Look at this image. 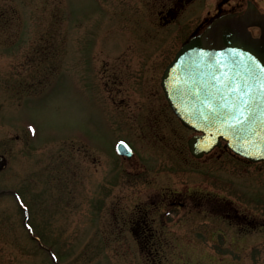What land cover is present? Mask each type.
I'll return each mask as SVG.
<instances>
[{
  "label": "rangeland",
  "instance_id": "1",
  "mask_svg": "<svg viewBox=\"0 0 264 264\" xmlns=\"http://www.w3.org/2000/svg\"><path fill=\"white\" fill-rule=\"evenodd\" d=\"M141 13L146 33L136 19ZM151 22L149 0H0V264H244L218 249L206 230L189 241L174 223L162 246L139 247L103 201L105 195L140 199L144 193L137 190L150 174L140 169L134 175L108 158L118 130L99 112L88 113L87 90L125 106L129 119L162 97V68L181 42L161 44ZM142 68L140 85L130 70ZM83 142L93 148L87 151ZM182 143L186 147L185 137ZM184 149L173 160L215 167L221 160L229 165L220 164L222 170L249 181L252 194L264 185V163L246 165L231 156H224L230 164L213 157L195 163ZM146 159L151 171L164 160ZM132 176L135 184L127 181ZM168 176L170 184L180 178ZM13 193L26 203L32 234L45 248L23 226ZM252 257L247 264H264V248H254Z\"/></svg>",
  "mask_w": 264,
  "mask_h": 264
},
{
  "label": "flooded vegetation",
  "instance_id": "2",
  "mask_svg": "<svg viewBox=\"0 0 264 264\" xmlns=\"http://www.w3.org/2000/svg\"><path fill=\"white\" fill-rule=\"evenodd\" d=\"M149 1L154 19V22L150 24L155 29L154 33L157 32L159 35L157 40L161 39V44L171 40L182 43L192 35L202 32L215 19L223 16L234 15L244 18L252 11L264 14V0ZM137 14L138 11H136ZM136 19L142 22L146 33L148 23L144 21L143 14L141 13ZM248 29L253 36L260 34L256 26L252 25ZM145 38L152 39V34L148 32ZM147 40L142 39L143 42H148ZM150 46L148 44L147 48ZM155 50L156 48H152L145 51H150L151 54ZM167 64L163 66L159 79L162 97L145 103L142 113L136 114V118L129 119V116L123 113L125 106L116 101L109 104L103 101L98 92L94 93L93 89L87 90L88 113L90 110L91 114L92 110L99 112L101 120L109 129L117 127L118 130L110 144L112 156L108 158H114L116 164L122 169L129 167L128 171L134 172V175L141 170L150 174L145 184L137 190L144 193L140 199L122 200L120 196L117 199H109V196L105 195L103 201H108L109 212L111 211L112 216L117 218V227L132 230L133 242L139 247L155 246L165 242L164 237L168 232L170 233V224L174 223L182 226L183 235L189 241L197 235L199 237L197 239L200 240L201 236L206 234V230L207 233H211L209 235L214 239L213 244L218 249H228L231 252L229 255H239L242 262L247 264L254 259L252 257L254 248H264V185L254 188V194H252L251 189L245 186L249 181H241L233 175L234 173L222 170L219 166L224 165L220 160L224 158L223 161H225L224 156L228 158L231 156L246 165L257 163H251L244 157L236 155L224 142L200 158L190 155L187 139L193 132L186 128L174 114L161 86V76ZM127 67L131 66L127 65ZM130 71L132 72L131 80L135 78L140 85L145 83V77L143 75L141 79V73H145L146 70L142 68V70L131 69ZM118 79H122L119 80L120 83L124 82L123 76H118ZM114 124L117 125L114 126ZM186 132L189 135L186 136ZM137 134L142 135L141 142L146 144L145 149L140 150L138 147L136 137L140 136ZM184 137L186 147L182 143ZM120 141L128 146V148L125 146L121 148L124 153H119L117 150ZM83 145L87 151L93 148L87 142H83ZM184 148L187 149L186 158L189 153L195 163L198 160L213 157L220 160L219 166L206 164L204 166L201 162L196 163L195 166H189V164L173 160L176 158L174 154H182ZM156 155L164 160H160L158 168L151 171L146 157ZM225 162L230 164L228 160ZM226 167L229 165L224 168ZM171 174L180 177L178 180L173 179L172 184L169 181L172 178L168 176ZM106 180L105 178V182ZM127 181L135 184L133 176L127 177ZM132 190L134 191V188Z\"/></svg>",
  "mask_w": 264,
  "mask_h": 264
},
{
  "label": "water",
  "instance_id": "3",
  "mask_svg": "<svg viewBox=\"0 0 264 264\" xmlns=\"http://www.w3.org/2000/svg\"><path fill=\"white\" fill-rule=\"evenodd\" d=\"M249 25L260 28V37ZM161 85L181 122L197 133L188 139L195 157L222 139L250 161L264 160V14L214 20L181 45ZM245 91L248 105L240 101ZM4 165L0 155V170Z\"/></svg>",
  "mask_w": 264,
  "mask_h": 264
},
{
  "label": "snow or ice",
  "instance_id": "4",
  "mask_svg": "<svg viewBox=\"0 0 264 264\" xmlns=\"http://www.w3.org/2000/svg\"><path fill=\"white\" fill-rule=\"evenodd\" d=\"M226 86H228V82L226 81ZM237 89L235 87H232L231 88V91L235 92ZM249 91H245L243 93V95L240 97V101L243 105H248L249 104V100L248 99H245V97H248L249 96ZM242 114V113H241ZM120 147L123 148L124 147V144H123V141H121V144H120ZM17 200H19V197H17Z\"/></svg>",
  "mask_w": 264,
  "mask_h": 264
}]
</instances>
